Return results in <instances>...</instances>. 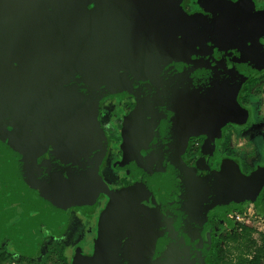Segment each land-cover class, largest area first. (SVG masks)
<instances>
[{"label": "water", "instance_id": "1", "mask_svg": "<svg viewBox=\"0 0 264 264\" xmlns=\"http://www.w3.org/2000/svg\"><path fill=\"white\" fill-rule=\"evenodd\" d=\"M203 11L185 15L172 0H0V237L24 252L39 224L59 232L67 208L93 202L106 142L95 100L132 96L117 168L137 183L102 215L93 256L74 264H205L208 215L264 185L259 172L206 171L207 143L264 62V11L221 0ZM191 138L207 143L187 166Z\"/></svg>", "mask_w": 264, "mask_h": 264}, {"label": "rangeland", "instance_id": "2", "mask_svg": "<svg viewBox=\"0 0 264 264\" xmlns=\"http://www.w3.org/2000/svg\"><path fill=\"white\" fill-rule=\"evenodd\" d=\"M205 0H172V5L176 6L183 14H204L203 5ZM224 7L229 10L237 9L242 3H245L252 12L264 10V0H221ZM264 73V62L258 63L247 75L243 84L250 78ZM242 84V85H243ZM242 85L235 93L232 99L233 114L230 115L223 125L217 136L211 143L205 140L192 139L188 148L191 152V159L196 161L200 157V151L193 153V148L199 150L204 144L209 146L212 155L208 160L206 171L209 173H220L226 171L229 175H240L244 178L250 177L253 173H262L264 175V82L254 89L251 97L249 108L244 111L239 105ZM262 96V97H261ZM105 96L102 93L96 103V121L99 128L103 131L104 124L115 125L118 112L122 108L124 98L121 102H116L114 107L109 111L106 110ZM109 106L111 101L109 100ZM230 135L228 154L221 150L225 134ZM116 143L112 140L105 142V158L113 160L116 156ZM189 159H186V164ZM248 169V172H244ZM204 177V174L202 175ZM111 188H107L104 196L107 197V206H110L115 200L118 193L124 186L118 181V176H113L110 180ZM264 190H261L260 194ZM258 197V196H257ZM238 224L251 227L259 232L264 233V207L261 206L257 198L243 201L234 207H223L212 211L207 217L206 244L203 253L205 260L206 255L210 252L213 243L225 233H230L236 229ZM72 232V230H71ZM236 254V252H234Z\"/></svg>", "mask_w": 264, "mask_h": 264}, {"label": "flooded vegetation", "instance_id": "3", "mask_svg": "<svg viewBox=\"0 0 264 264\" xmlns=\"http://www.w3.org/2000/svg\"><path fill=\"white\" fill-rule=\"evenodd\" d=\"M92 3L93 1L89 3L87 10L92 8ZM104 96L105 105L101 107L105 106L108 111L114 107L116 102L127 98L122 104L123 110L118 112L115 125H103L106 142L109 139L116 143V156L113 160L105 158V152L102 160L95 166L96 174L105 185L104 190L98 193L93 202L87 206L75 205L67 208L65 223L59 232H53L47 225L39 224L37 228L42 235L40 241L32 248L23 247L24 252L15 247L11 238L1 236L0 264H74L78 259H89L93 256L99 238L100 219L109 208L106 205L107 197L104 194L107 188H111L110 180L113 176H118V181L124 185L122 189L137 183L126 171L117 168V163L122 158V151L119 147L122 121L133 110L135 100L132 96ZM109 100L111 106H109ZM239 105L244 111L249 108L240 104V98ZM192 139L194 138L188 140V146ZM195 139L204 140V138ZM188 146L186 151L189 149ZM181 159L186 164L185 154ZM195 162L193 160L191 162L189 159V163L186 165L193 166Z\"/></svg>", "mask_w": 264, "mask_h": 264}, {"label": "trees", "instance_id": "4", "mask_svg": "<svg viewBox=\"0 0 264 264\" xmlns=\"http://www.w3.org/2000/svg\"><path fill=\"white\" fill-rule=\"evenodd\" d=\"M262 82H264V73L256 75L244 83L240 96L242 106H250V98L254 89ZM229 143L230 135L226 133L221 150L228 154H230L228 152ZM193 152L198 153L199 148H193ZM185 159H190L192 162L190 149L186 151ZM248 171V169L244 170L245 173ZM257 201L264 207V190L258 196ZM205 264H264V233L238 224L234 231L220 235L215 240L210 252L205 257Z\"/></svg>", "mask_w": 264, "mask_h": 264}, {"label": "crops", "instance_id": "5", "mask_svg": "<svg viewBox=\"0 0 264 264\" xmlns=\"http://www.w3.org/2000/svg\"><path fill=\"white\" fill-rule=\"evenodd\" d=\"M262 97V96H261ZM245 112V111H242V113Z\"/></svg>", "mask_w": 264, "mask_h": 264}]
</instances>
